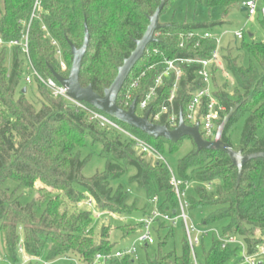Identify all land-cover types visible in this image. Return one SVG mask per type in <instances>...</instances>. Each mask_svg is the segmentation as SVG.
Instances as JSON below:
<instances>
[{
  "label": "trees",
  "instance_id": "16d2710c",
  "mask_svg": "<svg viewBox=\"0 0 264 264\" xmlns=\"http://www.w3.org/2000/svg\"><path fill=\"white\" fill-rule=\"evenodd\" d=\"M35 1L0 0V233L4 234L12 262H20L18 248L22 245L25 254L37 264L70 258L78 264H93L96 256L114 254L121 248H116L111 224L104 225L96 234L93 214L77 209L86 204L96 208L100 215H117L132 221L117 229L122 239L130 240L131 244L140 235L139 220L149 216L155 208L177 217L179 199L171 184L168 166L140 154L123 134L100 128L85 112L78 111L62 98H54L39 82L32 84L38 100H28L27 57L20 46L9 48L6 45L22 39L31 22ZM162 1L42 0L39 17L30 26L31 62L45 79L55 80L53 72L68 78L73 64L71 45L77 49L82 47L87 25L90 41L80 72V84L84 88L91 86L95 93L103 95L117 78L118 69L136 49L135 41L144 37L149 19ZM177 1L168 0L160 19ZM193 1L209 13L221 8L225 19L234 7H243L248 0ZM223 23L224 20H210L164 25L155 33L157 42L148 46L123 86L118 106L128 110L127 104L144 101L157 79L167 71V62L172 61L182 71V76L178 83L175 72L162 77V84L149 107L151 122L155 115L162 113L161 120L156 123L169 127L167 120L171 115L179 119L183 114L185 123L194 125L187 119L188 106L194 95L205 87L198 76L202 66L197 62L211 59L217 49L215 39H204L202 35L205 32L214 34L215 28ZM244 54L250 57L248 67L243 65ZM9 58L10 70L6 67ZM180 60L195 63L182 64ZM220 60L222 70L217 65L210 69L213 95L225 109L217 128L232 109L238 108L226 129L224 141L232 146L230 130L244 119L239 150L244 154L264 153V136H259L264 127V43L228 45L220 49ZM62 63L66 65L65 70ZM216 70L220 71L222 84L218 82ZM231 78L235 82L233 90L229 84ZM136 81L138 86L131 89ZM175 84L178 86L171 100ZM208 105L209 99L203 98L198 107L196 123L200 126ZM119 124L150 143L163 156L166 145L175 152L183 140L189 139L178 144L154 140ZM96 147L100 149L99 157L107 160L106 168L86 178L83 171L93 153L84 159L82 151L85 148L93 151ZM131 168L136 173L128 184L145 194L150 207H138L137 199L131 203V190L123 185L114 186ZM174 175L182 182L180 191L186 194L187 185L194 181L198 184L185 199L187 211L210 210L202 219L200 229H213L223 224L219 231L222 237L233 236L241 241L248 255L264 248L263 159L246 164L238 183V170L226 154L202 151L197 155L194 145V150L179 161ZM10 185H15L16 189L12 191ZM22 189L25 193L18 195ZM35 194L40 195L38 200L31 199ZM67 202L76 208L75 212L63 209ZM175 225L163 220L154 224L155 244L152 246L157 247L154 258L147 251L151 246H143L138 250L137 259L127 256L114 259L110 264H136L140 249L146 254L143 264H193L185 227L182 254L165 251ZM208 236H211V246L206 250ZM208 236L201 237V253L197 254L195 249L199 264H242L239 246L223 248L214 233Z\"/></svg>",
  "mask_w": 264,
  "mask_h": 264
},
{
  "label": "built area",
  "instance_id": "2783aa9c",
  "mask_svg": "<svg viewBox=\"0 0 264 264\" xmlns=\"http://www.w3.org/2000/svg\"><path fill=\"white\" fill-rule=\"evenodd\" d=\"M243 8L246 9V12L251 17L255 16L259 10L258 3L256 0L246 1L243 4ZM41 9H42V0H36L34 8H33L31 22L28 25L26 31L24 32L22 39L20 41L10 42L6 45L9 48L20 46L22 48L23 53L27 57L28 72L25 76V84L32 85L35 81L39 82L40 84L44 85L48 89V91L51 93V95L54 98H62L69 105L73 106L78 111L85 112L89 116L90 121L98 123L100 128L111 129L118 133L123 134L125 137H127L129 140H131L134 143L136 150L140 154L146 155L154 159L155 161H159V162L166 164L171 172V184L174 187L177 197L179 199V211H178L177 217L175 218L172 217L170 212L168 211L160 212L159 210L155 208L149 216H146L145 218L138 221V223L141 224L142 226L141 232H140V235L131 244H129L125 248L117 250L114 254L96 256L93 264H110L114 259H123L127 256L137 259L139 248L143 246H152L155 244V239L153 236V226L158 220H163L165 222L172 223V224H176L177 221L179 220L182 221V223L184 224L187 239H188V242L191 248L193 264H199L197 257H196L195 249L196 247L200 245L201 237L208 236L211 233H214L216 238L221 241L223 248H226L228 246H239L241 249L242 264H259L260 260L264 256V248L259 249V251L253 255H248L245 245L241 241L236 239L235 237L233 236L222 237L220 232H218L217 230L200 229L192 222L187 212L188 204L186 201H184L186 197V193L180 191V186L182 185V182L176 178L173 171L170 169V166L165 156H163L154 146H152L147 141L139 138L135 134L129 132L119 123H117L115 120L97 111L93 107H90L89 105L85 103H78L70 99L68 97V89L66 87L62 86L54 79L43 78L37 72V70L33 66L31 59H30L29 32H30L31 23L33 22L35 18L39 17V13ZM202 37L204 39H215L216 44H217V49L213 52L211 59L197 62L198 64H201L202 66L201 70H199L198 72V76L203 79L205 87L194 95L191 103L188 106L187 119L194 124L192 126H195L197 124L196 116H197V111L201 103V100L203 98H208L209 99L208 112L203 120L202 125L200 126V133L205 140L213 141L216 136V132H217V122L221 119V114L225 112V109L221 105H219L218 101L213 95V91L211 89L212 79H211L210 69L213 65H217L218 67L222 65L221 60H220V49H221V41H222L223 36L216 37L214 34H211L210 32H205L202 35ZM235 37L238 40H243L244 38L243 34L240 32H237L235 34ZM0 44H2V42H0ZM58 54H60V52H58ZM180 62L182 64L195 63L194 61H189V60H180ZM167 65H168V69L164 73L163 76H169L170 73L175 72L176 81L178 83L182 76V71L175 66V62H172V61L167 62ZM62 67L64 70L66 69V65L64 63H62ZM163 76L157 79L156 85L153 88H151L145 100L142 101L140 104H137L136 111L140 110L145 115L148 110H151L149 109V107L153 99L156 97L157 88L162 84ZM137 86H138V82L136 81L131 85V89L136 88ZM177 86L178 85L175 84L173 87L171 100H173L174 98V92ZM127 107H130V106L127 104ZM161 117H162V113L155 115L153 117L154 122L152 123L157 124L156 122H159L161 120ZM150 121H151V115H150ZM167 123L169 125L168 128L171 130H174L179 125V119L176 115H171L169 119L167 120ZM189 188H190V185H187V190ZM18 254L20 255V262L15 263V262L10 261L6 263L7 264H29L32 261H34L32 258L28 257L25 254V251L22 245H20L18 248ZM1 263L2 262L0 260V264ZM41 263L47 264L44 262H41Z\"/></svg>",
  "mask_w": 264,
  "mask_h": 264
},
{
  "label": "rangeland",
  "instance_id": "374dc122",
  "mask_svg": "<svg viewBox=\"0 0 264 264\" xmlns=\"http://www.w3.org/2000/svg\"><path fill=\"white\" fill-rule=\"evenodd\" d=\"M258 3L259 11L258 13L251 17L248 15L247 12L242 11V7L237 6L234 7L229 15L223 19L222 13L223 10L221 8L214 9L211 13L208 12L207 9H205L202 6H196L195 2L193 0H179L175 3V5L165 14L161 17L160 23L162 25H168L172 22L175 23H203V22H209L212 21H220L224 20L223 25L218 26L213 31L214 35L216 37H222L221 41V48H226L228 45H234L236 44L238 47L241 46L242 43L250 44L252 42H260L264 43V0H256ZM237 32H240L243 34L244 38L243 40H238L235 37V34ZM225 34V35H224ZM222 63V62H221ZM250 64V57L247 54H244V62L243 65L245 67H248ZM6 67L8 70L11 68V59L9 58L6 62ZM219 70H222V65H220ZM220 71L216 70L215 75L218 77L219 84H222V81L220 80ZM229 84L231 86V90L234 89L235 82L231 78L229 79ZM28 94L27 98L29 101L36 102L38 100L36 88L34 85H30L28 87ZM212 91H214L213 85H211ZM137 114L139 116H143V112L138 110ZM244 119H241L231 130L229 133V136L231 138L232 147L235 150H239L240 141H241V134L244 126ZM259 136H264V127L259 132ZM194 150V144L192 140L185 139L182 141L181 145H179V149L175 152L171 151L170 146L166 145L164 150V156L170 166V169L177 174V166L181 159H183L185 156H187L190 152ZM91 153L93 155L91 156V159L88 161L84 171L83 175L86 178H92L97 173H102L105 171L107 160L105 158L99 157L100 149L98 147L94 148L93 151L89 148H85L82 151V157L85 159L87 158ZM136 171L135 169H128L125 177L120 180L119 182L115 183L114 186L123 185L126 189H130L132 192L131 196V203L137 199L139 201L138 207L144 208L145 206H149V202L143 192L137 191L135 186H129L128 182L129 179L135 175ZM197 182H192L190 184V188L187 190L186 199L187 196L191 195L192 191L197 187ZM11 190L13 191L16 189L15 185H10ZM38 188L41 187V184L37 185ZM24 190H20L18 192V195L24 194ZM40 198L39 194H35L32 200H38ZM28 199V200H31ZM184 199V201H186ZM161 202L163 200L161 199ZM44 207V205H43ZM67 208L68 210L75 212L76 208H74L73 205L70 203H66L63 209ZM79 208V207H78ZM43 209V208H42ZM78 211H90L93 214V230L96 234H99L101 231V228L104 225L111 224L112 226V238L117 243L116 248H123L124 246L128 245L130 240L122 239L121 232L117 230L119 227L125 225L126 223H132V221L123 219L118 217L117 215L109 216V215H100L98 214L96 208L90 207L89 205H83ZM41 211V210H40ZM39 211V212H40ZM77 211V212H78ZM210 210H202L197 212H191L187 211L189 217L191 218L192 222L199 228H202L201 221L205 216L209 213ZM223 224L215 226V228L218 232L221 230ZM115 230H117L115 232ZM174 235L170 239L168 247L166 248V252H175L177 255H181L183 252V241L185 237V231L182 221H177L176 225L173 226ZM167 231L165 232V234ZM164 234V235H165ZM211 246V236H208L205 242V249L208 250ZM149 255L151 258H154L156 256L157 247H149L147 249ZM197 254L201 253V248L198 246L196 247ZM139 261L136 264H143L146 261V254L145 251L141 250L139 251ZM0 260L1 264H7L6 262H10L9 255L6 249L5 240H4V234L0 233ZM264 264V256L260 260ZM32 264H37L36 261H33ZM41 264V263H38ZM47 264H78L77 261L74 258L70 259H60L52 263Z\"/></svg>",
  "mask_w": 264,
  "mask_h": 264
},
{
  "label": "water",
  "instance_id": "95a60500",
  "mask_svg": "<svg viewBox=\"0 0 264 264\" xmlns=\"http://www.w3.org/2000/svg\"><path fill=\"white\" fill-rule=\"evenodd\" d=\"M168 0H163L155 12L154 16L149 19L150 25L141 40L135 41L136 49L131 56L125 60L122 67L118 69V76L110 88L104 91L103 95L94 92L91 86L82 87L80 84V72L83 60L88 52L90 34L87 25L85 26L84 43L80 49L71 45L73 55V64L68 78H63L53 72L55 80L68 89V97L78 103H85L105 114L111 119L140 131L151 139H164L173 144H178L181 140L189 138L196 147V154L202 151L222 152L226 154L232 163V166L238 170V183L242 177L243 169L246 164L256 159L264 160V153L244 154L242 150H235L230 144L224 141L226 129L237 112L238 108L232 109L224 117L217 128L216 136L213 141L205 140L200 133V125L189 126L185 123L183 114L179 117V125L176 129L171 130L166 125L154 124L150 121L151 110H148L144 116L137 114V102H133L128 110L118 106V97L123 86L128 80L131 72L144 57L149 45L157 42L155 33L162 29L164 25L160 23L161 13ZM246 12V9H242ZM264 13V12H263ZM26 93V89L23 90ZM176 212H174V215ZM259 264H263L260 262Z\"/></svg>",
  "mask_w": 264,
  "mask_h": 264
},
{
  "label": "crops",
  "instance_id": "0c3cea01",
  "mask_svg": "<svg viewBox=\"0 0 264 264\" xmlns=\"http://www.w3.org/2000/svg\"><path fill=\"white\" fill-rule=\"evenodd\" d=\"M242 9H243V7H242Z\"/></svg>",
  "mask_w": 264,
  "mask_h": 264
}]
</instances>
